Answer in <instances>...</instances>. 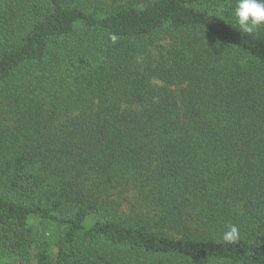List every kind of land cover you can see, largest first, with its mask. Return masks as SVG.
Here are the masks:
<instances>
[{
  "label": "trees",
  "instance_id": "16d2710c",
  "mask_svg": "<svg viewBox=\"0 0 264 264\" xmlns=\"http://www.w3.org/2000/svg\"><path fill=\"white\" fill-rule=\"evenodd\" d=\"M234 5L0 0V264H264V27Z\"/></svg>",
  "mask_w": 264,
  "mask_h": 264
},
{
  "label": "clouds",
  "instance_id": "9594fccd",
  "mask_svg": "<svg viewBox=\"0 0 264 264\" xmlns=\"http://www.w3.org/2000/svg\"><path fill=\"white\" fill-rule=\"evenodd\" d=\"M220 14V10H217V15ZM232 16L240 32L253 35L259 28L264 27V0H235ZM222 239L227 244L237 243L240 240L238 226L230 225L223 232Z\"/></svg>",
  "mask_w": 264,
  "mask_h": 264
},
{
  "label": "rangeland",
  "instance_id": "374dc122",
  "mask_svg": "<svg viewBox=\"0 0 264 264\" xmlns=\"http://www.w3.org/2000/svg\"><path fill=\"white\" fill-rule=\"evenodd\" d=\"M37 227L39 229V232L41 233H45L46 235H51L53 232H51V230L53 229V226L52 224L50 223H46V222H43V220H39L37 219ZM54 231V229H53Z\"/></svg>",
  "mask_w": 264,
  "mask_h": 264
}]
</instances>
